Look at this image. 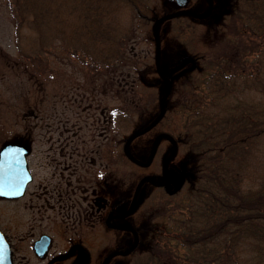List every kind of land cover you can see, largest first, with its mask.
Segmentation results:
<instances>
[{"label": "trees", "instance_id": "1", "mask_svg": "<svg viewBox=\"0 0 264 264\" xmlns=\"http://www.w3.org/2000/svg\"><path fill=\"white\" fill-rule=\"evenodd\" d=\"M3 1L18 60L35 65L40 55L57 49L95 66L99 74L118 72L124 80L126 68L137 62L125 51L133 30L121 25L119 14L128 9L140 25L162 17L146 0ZM224 1L226 11H220L217 23L186 16L164 19L181 54L188 53L195 65L170 78L159 121L129 142L133 160L120 151V167L133 166L138 184L143 168L135 160L146 161L154 138L168 136L159 137L144 169L161 156L162 166L167 160L168 181L162 188L148 183L140 188L134 211L147 217L134 227L138 240L129 264H264V0ZM198 24L204 27L199 33ZM207 35L217 45L202 51L210 49L202 44ZM150 36L157 43L152 29ZM160 43L158 36L159 48ZM152 72L151 84L147 69H138L131 83L141 86L140 94L157 89L154 99L141 103L138 96L135 104L119 108L120 129H131L120 138L122 145L160 113L166 85L156 64ZM154 128L158 132L147 140ZM163 140L168 147L162 150Z\"/></svg>", "mask_w": 264, "mask_h": 264}, {"label": "rangeland", "instance_id": "2", "mask_svg": "<svg viewBox=\"0 0 264 264\" xmlns=\"http://www.w3.org/2000/svg\"><path fill=\"white\" fill-rule=\"evenodd\" d=\"M210 1L213 7L216 8L209 17H203L208 8L205 0H189L187 8L202 13V17L198 19H205L207 23L210 21L217 23L221 19L220 11L225 14L226 1ZM146 2L153 9V14L158 17L175 8L169 0H146ZM218 8H221V10H218ZM123 10L122 14H119L122 16L120 23L123 27L130 26L133 30V37L128 39L125 51L137 62L134 68H126L129 77L125 80L121 76L119 77L118 72H111L107 77L103 73L99 74L98 68L96 69L95 66H91L88 62L82 63L81 58L57 49H52L50 53L40 55L35 65L29 64L24 59V61L18 60L9 9L5 2L0 0V147L5 142H16L27 146L30 149L28 168L33 175V181L28 185L22 198L11 200L0 198V229H4L10 234L8 238L15 245L14 262L45 264V261L37 259L31 251L25 250V247L29 246L34 238L42 232L49 233L53 237L50 256L61 254L67 250L71 240L81 239L84 243L88 242L89 245L86 248L91 254L89 259L81 261V264H98L104 254L117 248L111 245H115L116 240L122 238V236L120 237L121 232H108L100 228L95 235L96 239L92 238V241L102 238L105 246L90 245L87 238H90L89 235L95 232L91 231V224L94 223L98 227L97 225L103 222V218L108 212L107 207L104 212L101 211L99 215L95 216V221H82L79 225L78 222L66 220V217L57 213L56 210L45 212L43 209L46 206L44 197L42 195L37 196V186L41 185L49 188L54 183L55 178H58V175L55 174L57 170L52 169V164L48 162L50 157L42 154L49 143L54 142L58 136L55 131L57 122L77 121L75 127L80 126L82 129L79 136L89 141L93 134L99 137L97 135L100 130L97 129L98 132L86 128L83 120L87 119L89 124L92 121L93 114H97V109L105 107L112 112L117 105L120 107L124 102L135 104L138 96L142 98L141 103L154 99L153 94L157 89H148L145 93L140 94L141 86H138L137 83H131L134 76H137L138 69H147L146 78H149L147 84H151L154 80L152 67L155 65L157 48L150 36L153 24L150 22L147 25H140L137 18L134 20L133 17L131 18L128 9L124 8ZM178 23L179 20L173 25L177 26ZM170 27L171 25L167 21H162L156 29L161 41L159 66L162 76L167 80H171L173 74L177 76L180 71H185L190 67L189 64L184 63V60L190 58V56L185 51L181 54L180 45L177 40L174 41V33L170 30ZM202 28L204 29L203 26L198 24L195 30L199 33ZM202 44L210 48L205 49L204 47L202 51L211 50L214 45H217V40L214 36L211 38L207 35ZM162 52L165 54H162ZM178 65H182V67L176 70L175 68ZM164 128H166L165 125ZM119 130L120 138L131 133V129ZM157 132L158 129L154 128L145 138L147 140L154 138ZM111 137H113L112 131L109 138ZM159 146L162 150L166 149L168 142L163 140ZM104 152L102 160H96V157H93L97 162L93 167H88L89 175L95 174L97 171L101 174V166L105 167L108 164V156H105L106 152ZM160 157L148 170L140 169L138 172L142 176L150 173L159 178L162 166ZM123 159L128 163L126 157H123ZM119 169L121 183L125 181L127 185V188L122 187L120 191L125 197L129 198L130 196L131 198L135 188L132 187L135 168L128 166L123 167V169L119 167ZM44 170L46 172H40ZM41 179H44V181ZM167 189L171 190L170 187ZM43 190L39 189V192L44 194ZM106 200L109 199L106 197ZM127 206H122L123 210H126ZM135 214L136 217L133 216L136 220L135 225L143 223L145 217H147V214L141 211H137ZM116 237L118 238L116 239ZM20 238H24L22 251H19L21 243H18V240ZM128 258L119 257L115 259V262L129 264L134 256L131 255ZM60 264H68V262Z\"/></svg>", "mask_w": 264, "mask_h": 264}, {"label": "flooded vegetation", "instance_id": "3", "mask_svg": "<svg viewBox=\"0 0 264 264\" xmlns=\"http://www.w3.org/2000/svg\"><path fill=\"white\" fill-rule=\"evenodd\" d=\"M169 1L175 8L174 10H169L166 15L162 17H167L168 15L176 14L180 11L184 12L180 15L176 14L174 16H187L192 19L202 17V13L200 14L187 8L189 0H186V3L182 8L176 7L175 0ZM205 1L208 4L207 7H209L211 1ZM211 5L212 8L209 16L213 12V4L211 3ZM119 108V105H117L116 108L110 112V110H107L105 107H101L100 109H97L96 115L95 113L93 114L92 121H90L89 124L87 123V119L83 120L86 128L93 131H96L97 129L100 130V132L97 130L99 132L97 136L99 137H96V135L93 134L89 141L79 136L82 129L80 126L75 127L77 121L65 120L64 123L57 122L55 131L58 133V136L54 142L49 143L42 154H46L47 157H50L48 162L49 164H52V169L57 170V173L55 174L58 175V178H55L54 183H52L49 188L41 185L37 186V196L39 195L40 197V195H42V197H44V203L46 206L43 209L45 212L47 210H56L57 213L65 216L66 220L78 222L79 225H81L82 221H95V216L99 215L101 211L104 212L107 207L108 212L107 215L104 216L103 222L99 223L97 225L98 227H96V224L94 223L91 224V231L95 232L90 234L89 236L91 237L87 238V240L90 241V245L92 246L104 247L105 243H103L102 238H97V241H92V238L96 239L95 235L100 228L108 232H121L120 237L122 236V238L116 237V239L118 238L117 240L115 239L116 244L111 246H116L117 248L104 254L100 258L98 264H119L118 262H115V259L119 257H128L133 251V249L130 250V248H134L138 240L137 234L134 230L136 220L133 217L136 215V212L134 211V205L131 207L134 192L138 185L136 184L135 177L132 182V187H135V189L131 198L130 196L129 198L125 197L120 191V188H127V185L125 181H123L124 183H121L119 176V167L121 163L120 151L121 149H124L125 144H121L119 136ZM111 131L113 137L109 138ZM103 152L105 153V156H108V164H106L105 167L101 166V174L97 171L95 174L89 175L88 167H93L97 162L96 160H102ZM29 153L30 149L27 154V167ZM124 154L127 158L131 157L128 153V146L127 153L124 152ZM46 156L44 157L46 158ZM93 157H96V160ZM40 172H46V170ZM41 180L44 181V179ZM32 181L33 175L31 182ZM39 189H44V194L39 192ZM106 197L109 199V202L106 200ZM124 205H128L126 210H123L122 206ZM0 230L9 244L12 264H20L16 261L14 262L15 245H13V242L8 238L10 237V234L4 231V229ZM42 235L49 237L50 244L46 253L41 257L37 255L34 245ZM18 241V243H21L19 251H22L21 247L24 245V238H20ZM52 242V235L42 232L34 238L29 246L25 247V250L31 251L37 259L45 261V264H60L63 262H68V264H81V261L88 260L91 254L86 248L89 243H84L80 239L71 240L68 244L67 250L63 253L50 256L49 253L52 247ZM127 251H129L127 254H122ZM62 257L63 259H57Z\"/></svg>", "mask_w": 264, "mask_h": 264}, {"label": "water", "instance_id": "4", "mask_svg": "<svg viewBox=\"0 0 264 264\" xmlns=\"http://www.w3.org/2000/svg\"><path fill=\"white\" fill-rule=\"evenodd\" d=\"M175 3L178 7H183L186 3V0H175ZM211 11V4H209V9L206 13L208 15ZM160 22V20H157L153 27L152 30L155 32V28L157 24ZM159 50H157V69L159 74L160 70L158 67V61H159ZM185 63H192V67H194L193 60L191 58L185 59ZM181 68V65L177 66L175 69L179 70ZM165 81L166 84V90L165 94L160 100V114L159 116L145 129H143L140 132H137L133 134L130 139L125 143L124 145V151L127 152V145L128 143L135 139L136 137L144 134L148 129L153 127L159 120L160 116L163 113V105L165 98L167 97L169 90H170V82L166 80L164 77H162ZM166 136V135H165ZM158 139V138H157ZM156 139V141H157ZM155 149V144L153 146V149L151 151L150 156L148 157L146 162H135L140 165L141 167H148L150 164V160L153 156ZM29 152V149L27 146L16 143V142H5L2 144L0 147V198L3 199H17L21 198L25 194V190L27 185L31 182L32 180V175L30 171L28 170L27 167V154ZM166 166H167V160L163 164V169H162V177L161 180L156 181L150 177H144L141 179L139 182L136 192L133 198V202L136 199L138 195L139 188L142 183L147 182L153 186L156 187H162L165 186L167 183V171H166ZM133 202L131 207L133 206ZM50 244V239L46 235H42L34 245L35 251L37 252V255L43 256ZM132 248H130L131 250ZM129 250V251H130ZM129 251L126 253H122L123 255L127 254ZM57 259H63L62 258H57ZM56 259V260H57ZM53 261V260H52ZM55 261V259H54ZM51 263V262H50ZM0 264H12L11 256H10V248L9 244L3 235L2 231L0 230Z\"/></svg>", "mask_w": 264, "mask_h": 264}]
</instances>
